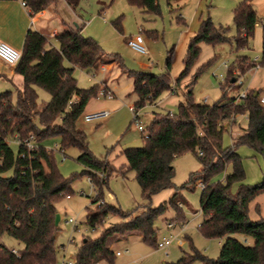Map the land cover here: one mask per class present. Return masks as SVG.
Here are the masks:
<instances>
[{"label":"trees","instance_id":"obj_1","mask_svg":"<svg viewBox=\"0 0 264 264\" xmlns=\"http://www.w3.org/2000/svg\"><path fill=\"white\" fill-rule=\"evenodd\" d=\"M53 1L22 0L29 14L44 10ZM79 1L65 0L72 8ZM125 1L142 12L159 13V0ZM121 19L120 16L112 22L119 32H122ZM258 21L252 0H242L232 9L235 27L232 37L228 35L229 27L215 25L209 17L201 20L188 42L184 70L174 83L168 73L126 71L118 55L106 54L93 38L83 36L80 28L56 35L57 47L37 31L29 29L14 68V73L22 77L21 88L0 93V264H57L54 202L61 196H70L71 188L70 181L58 172L52 152L42 146L49 137L60 139L62 152L68 147L79 151L76 162L84 168L82 175L89 177L90 184L98 190L91 201L96 209L86 217L85 225L93 231L102 229L97 237L83 238L74 264L110 262L114 254L109 241L114 236L136 233L143 243L157 248L154 221L165 212L167 205H146L139 213L124 212L105 202L97 206L99 198H103L102 188L114 170L89 151L86 134L76 126L89 99L97 97L98 85L78 88L74 70L78 68L90 75L101 65L116 64L131 77L132 93L136 97L134 107L140 110L156 103L162 93L174 92L175 85L188 75L190 66L197 59L201 44L217 46L233 42L236 51L245 49L253 39ZM261 29L264 44V24ZM170 62L171 57L167 59V69ZM254 66L255 62L248 56H236L220 85L222 97L212 105L196 103L190 90L202 67L192 77L185 101L178 105L177 112L154 113L141 133L143 146L123 151L129 160L127 170L134 171L142 197L147 200L173 186V161L179 156L191 153L201 165V170L190 176V183L200 181L203 184L199 201L203 220L198 230L206 239L224 240L216 259L193 250L176 264H264V218L257 221L248 218L249 205L264 194V170L262 182L240 184L235 193L231 192V187L245 178L237 148L248 146L264 158V105L259 103V94L254 96L253 90L247 91L244 100H238L239 87L233 90L234 95L230 98L225 92L233 86V69L245 72ZM39 87L50 95V101L42 108L37 104L36 89ZM238 116L246 117V127L241 128V133L233 139L231 148H223V133L232 127ZM133 123L132 120L130 124ZM30 136L33 137L32 149L24 144ZM11 141L17 142L16 152L10 146ZM227 166L231 171L222 181L213 182V177L225 173ZM98 173L104 174L106 180L99 181ZM120 175L124 177L125 171ZM168 205L174 209L175 218L181 225L184 221L183 215L179 219L178 206L181 204L173 197ZM110 215L118 216L121 221L104 228V219ZM3 234L19 242L21 249L7 248L1 241ZM234 234L251 238L253 245L242 244L231 237Z\"/></svg>","mask_w":264,"mask_h":264},{"label":"rangeland","instance_id":"obj_2","mask_svg":"<svg viewBox=\"0 0 264 264\" xmlns=\"http://www.w3.org/2000/svg\"><path fill=\"white\" fill-rule=\"evenodd\" d=\"M95 1L83 0L80 4L86 23L82 34L93 38L106 54L118 55L126 71L152 74L168 73L170 81L173 83L184 70L188 42L197 31L196 22L200 12L202 19L210 16L215 25L229 27L228 35L230 37L235 34L231 12L228 9L229 2L232 0H178L177 2L159 0L158 14L145 13L138 8L130 7L125 0H114L102 16H97L98 7ZM60 15L65 21L72 18L70 11L65 6L60 7ZM120 16L122 17V32H119L112 25V22ZM138 35L143 39L144 46L148 50L147 55L133 51L126 43L127 39H134ZM50 42L52 46L57 47L53 40ZM7 45L18 52L20 51L10 44ZM262 54L263 40L259 28L255 29L249 46L242 50L236 51L233 42L217 46L201 44L197 59L190 66L188 75L178 85H175L174 92L162 93L156 102L158 103L157 107L154 103L141 108L139 121L133 124H130L133 115L128 109V106L134 105L136 100L132 93L133 82L131 77L127 76L116 64L110 71L106 67L101 69L103 72L96 71L90 75L78 68L74 70L73 74L78 88L89 89L98 85V91L101 89L110 90L113 94L111 99L98 96V94L96 98L89 99L83 114L76 122L77 128L86 134L89 151L97 159L111 165L114 170L107 185L103 186V198H99L98 202L103 200L106 204L119 208L121 211H134V213L141 212L146 205L151 207L167 205L165 212L154 221L156 239L160 242L162 239L176 237L184 241L183 246L172 243L166 251L167 255L164 251H157L156 264H176L184 254H191L193 250L210 259H216L224 239H206L199 233L198 226L203 220L199 205L201 190L197 187L199 181L190 183V176L199 172L201 165L193 154L185 153L176 158L173 161V186L147 200L142 197L141 189L135 180L134 171L127 170L129 160L123 151L128 148H141L143 146L142 134L137 128L138 122L145 129L151 122L154 113L175 114L177 112L178 105L185 101V93L192 77L202 67L195 82L190 86V90L196 103L212 105L222 97L223 92L220 85L223 83L227 69L233 64L235 57L244 55L261 61ZM169 57H171V62L167 69L166 62ZM64 64L69 65L67 62ZM251 69L245 72L233 69L231 74L233 86H231L230 91L229 88L225 90L229 98L234 95L232 90L235 91L238 87L239 93L250 91L251 88H263L264 66L258 72ZM15 88L8 78L0 76V93L14 92ZM36 90L37 104L39 108H42L50 101V95L40 87ZM99 112H108L109 116L90 122L83 120L84 115ZM235 120L236 122L232 127L223 133V148H231L233 139L241 133V128L246 127L245 116H238ZM10 146L13 151H17V146L13 141H11ZM42 146L52 152L58 172L65 180L70 181V198L66 199L61 196L54 202L56 214L59 216L55 246L57 264H61L63 260L74 262L82 238L97 237L102 229L99 227L93 231L85 225L86 217L96 209V205L92 204L91 201L95 198L98 190L90 184L86 175H82L84 168L76 162L79 151L75 147H68L62 152L59 148L60 139L58 137L46 138L42 142ZM237 154L241 158L245 178L242 182L231 187L232 193L236 192L240 184L256 185L263 180V156L245 145L237 148ZM122 171H125L124 177L120 175ZM230 171L231 167L227 166L225 173L213 177V182L222 181L224 175ZM7 174L10 175L11 171ZM97 175L99 181L106 180L105 175L102 177L101 173ZM109 196L112 198L109 199ZM173 197L181 204L178 206L179 219H182L183 215L185 221V223L181 221L184 223V225L181 224L183 226L178 222L180 220L175 218L174 209L168 205L169 200ZM248 218L251 221L264 218V194L259 195L249 205ZM69 219L75 220L78 230H75L72 225L66 224ZM119 221L121 218L110 215L104 219L103 226L105 228ZM168 222L178 224L172 231L173 233L166 229L165 224ZM231 237L236 238L246 246L253 245L251 238L241 234H234ZM1 241L7 248L15 251L20 245L7 234L2 235ZM118 247L121 248L120 245Z\"/></svg>","mask_w":264,"mask_h":264},{"label":"crops","instance_id":"obj_3","mask_svg":"<svg viewBox=\"0 0 264 264\" xmlns=\"http://www.w3.org/2000/svg\"><path fill=\"white\" fill-rule=\"evenodd\" d=\"M82 1L83 0H80L76 5V7L72 8L65 2V0H54L50 6H48L47 8L41 10L36 14H29L28 10L24 6H22V0L0 1V41L6 44H10L20 49L21 51L24 36L29 29L35 30L38 33H40L49 41L51 45L52 43L50 42V40H53L57 45V42L55 40L56 35L66 30L80 28V32L82 34L83 28L86 24L84 21V12L80 7ZM174 1L177 2L178 0H174ZM240 1L242 0H232L231 2H229L228 9L231 12V16H232V9ZM113 2L114 0H96L95 3L96 6L98 7L97 16H102L104 11L109 6H111ZM252 5L259 17V21L256 28H259L262 32L261 28L262 25L264 24V0H252ZM62 6H65V8H67L72 15V18L69 19L68 21H65L61 18L60 7ZM207 17L210 18V16ZM201 20L203 19H202V13L200 12L196 22L197 29L199 27ZM251 60L255 62V66L257 65V68H255L254 66V68H252L251 70H255L258 72L262 68V66H264V44H263V54L261 61H259V59L257 58ZM113 66L114 64L101 65L97 71L103 72L101 71V69L106 67H108V71H110ZM0 70H1L0 76L8 78L10 82H12L17 89L21 88L22 77L20 75L15 74L14 70H4L1 66H0ZM230 90L231 88H229V91ZM249 90L250 91L253 90L256 94L261 95L264 93V86L263 88L262 87L251 88ZM170 222L166 223L165 225H166V229L172 232L175 229L176 225L178 224H174L172 228H169L168 224ZM183 222L185 223V221ZM184 223L182 224L184 225ZM75 230H78L77 225ZM130 238H132V241L129 242ZM119 245L121 246V248L118 247ZM109 246L111 247L112 251H120L123 253H121L120 255H114V257L110 262L101 261L99 262V264H143V263L156 264V259L158 257L157 251H159V249L151 248L147 244L143 243L141 237L136 233H130L125 236L113 237V239L109 241ZM21 247L22 246L20 244L16 250L21 249ZM62 262H67V261L63 260L61 261V263Z\"/></svg>","mask_w":264,"mask_h":264},{"label":"built area","instance_id":"obj_4","mask_svg":"<svg viewBox=\"0 0 264 264\" xmlns=\"http://www.w3.org/2000/svg\"><path fill=\"white\" fill-rule=\"evenodd\" d=\"M22 6L25 7V4L22 2ZM127 45L135 52L139 53V54H143V55H147L148 54V50L146 49V47L144 46L143 43V39L140 37V35L136 36L134 39H127L126 40ZM20 58V51H16L13 48H11L10 46H8L6 43L0 41V66L4 69V70H14L17 62L19 61ZM224 67H226V65L224 64ZM255 68H257V65L255 66ZM238 84L240 86V80L238 81ZM98 96H105L109 99H111L113 97V94L110 92V90L106 91L104 89H101L100 91H98ZM247 97V91L239 93L238 95V100H244ZM259 103L264 105V94L259 95L258 97ZM156 106L158 105V103L155 104ZM128 109L130 110V112L133 115V121L137 122L139 121V110L136 109L134 107V105H130L128 106ZM108 112H99V113H94V114H88V115H84L83 116V120L85 122H90L92 120H96V119H101L104 117L108 116ZM138 131H140L141 133L144 131V128L141 126V124L138 122L137 125ZM15 144L17 143L16 141H13ZM24 144L27 146L28 149H32L33 148V137L30 136L28 140L24 141ZM104 176V174L101 173V177ZM88 181L90 182V178L88 177ZM197 187L201 190L203 189V184L199 181L197 184ZM66 199H69L70 196H66ZM109 198L111 199V196H109ZM104 203L103 200H100L97 203V206H100ZM66 224L72 225V227L76 228L77 223L75 222V220L73 219H69L66 221ZM174 226V223H169L168 227L172 228ZM183 226V225H181ZM175 242L178 246H183L184 241L182 239L176 238V237H172L169 239H162L160 242L157 243V249L162 250L165 252V254L167 255V249L170 247V245ZM15 251V250H14ZM127 252V251H124ZM123 252L120 251H113L114 255H120ZM61 264H74V262L71 261H67V262H62ZM95 264H99V263H95Z\"/></svg>","mask_w":264,"mask_h":264},{"label":"water","instance_id":"obj_5","mask_svg":"<svg viewBox=\"0 0 264 264\" xmlns=\"http://www.w3.org/2000/svg\"><path fill=\"white\" fill-rule=\"evenodd\" d=\"M254 96H256V93L254 94ZM58 222H59V216L56 214V215H55L54 224L57 225Z\"/></svg>","mask_w":264,"mask_h":264}]
</instances>
